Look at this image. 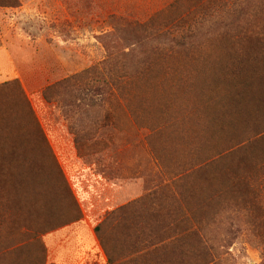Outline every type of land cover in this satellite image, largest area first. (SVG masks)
Wrapping results in <instances>:
<instances>
[{"label":"rangeland","instance_id":"obj_1","mask_svg":"<svg viewBox=\"0 0 264 264\" xmlns=\"http://www.w3.org/2000/svg\"><path fill=\"white\" fill-rule=\"evenodd\" d=\"M18 1L0 5V264H44L42 235L81 217L65 155L91 199L119 198L114 256L264 264V0ZM113 15L189 39L141 46Z\"/></svg>","mask_w":264,"mask_h":264},{"label":"crops","instance_id":"obj_2","mask_svg":"<svg viewBox=\"0 0 264 264\" xmlns=\"http://www.w3.org/2000/svg\"><path fill=\"white\" fill-rule=\"evenodd\" d=\"M77 160L79 157L76 155H65L60 162L64 165L68 182L81 207V217L42 235L44 264H128L129 261L137 264V251L129 256L127 250L122 252L121 248V252L114 256L105 248L100 232L106 214L115 209L119 198H109L106 204L94 196L91 199V190L81 186L83 169L76 166ZM118 243L122 246L127 240L121 238Z\"/></svg>","mask_w":264,"mask_h":264},{"label":"trees","instance_id":"obj_3","mask_svg":"<svg viewBox=\"0 0 264 264\" xmlns=\"http://www.w3.org/2000/svg\"><path fill=\"white\" fill-rule=\"evenodd\" d=\"M0 5L19 6V1L18 0H7L6 2H1ZM169 9H171V4L168 5L165 9H162L161 11L157 12L156 16L162 15L164 12L168 11ZM111 17H112L111 19L116 20L118 26L120 27L118 31H125L131 37L133 36L135 43L141 46H147L150 41L153 44L152 47H154L156 44L159 45L160 43H165L169 46V44H171L172 41L174 43L179 44L182 41L189 39L187 38V36H185V34L181 36L180 39H177L178 37L176 36H171V31L167 29L166 27V26L171 25V20L164 21L161 24V28L157 29V28H154L152 24V21L157 17H152L151 19H149L147 22H144V23H140L137 21H130V20L125 19L124 17L117 16V15H113ZM183 19L182 18L178 19L176 23H178V21H182ZM196 24L197 22L193 21L191 23V26L194 27ZM97 230H100V228H97Z\"/></svg>","mask_w":264,"mask_h":264}]
</instances>
